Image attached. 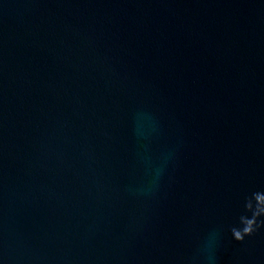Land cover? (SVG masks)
<instances>
[{"label":"water","instance_id":"1","mask_svg":"<svg viewBox=\"0 0 264 264\" xmlns=\"http://www.w3.org/2000/svg\"><path fill=\"white\" fill-rule=\"evenodd\" d=\"M0 264H264V0H0Z\"/></svg>","mask_w":264,"mask_h":264}]
</instances>
